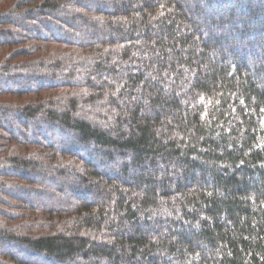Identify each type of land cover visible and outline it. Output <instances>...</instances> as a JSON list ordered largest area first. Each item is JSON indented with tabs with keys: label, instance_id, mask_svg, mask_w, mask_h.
<instances>
[{
	"label": "trees",
	"instance_id": "obj_1",
	"mask_svg": "<svg viewBox=\"0 0 264 264\" xmlns=\"http://www.w3.org/2000/svg\"><path fill=\"white\" fill-rule=\"evenodd\" d=\"M0 264H264V0H0Z\"/></svg>",
	"mask_w": 264,
	"mask_h": 264
}]
</instances>
